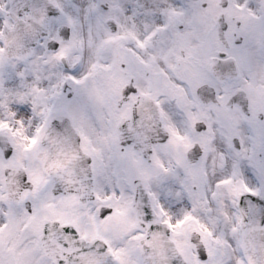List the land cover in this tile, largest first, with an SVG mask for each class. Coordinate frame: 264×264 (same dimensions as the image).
Segmentation results:
<instances>
[{"label":"snow or ice","instance_id":"obj_1","mask_svg":"<svg viewBox=\"0 0 264 264\" xmlns=\"http://www.w3.org/2000/svg\"><path fill=\"white\" fill-rule=\"evenodd\" d=\"M0 264H264V0H0Z\"/></svg>","mask_w":264,"mask_h":264}]
</instances>
